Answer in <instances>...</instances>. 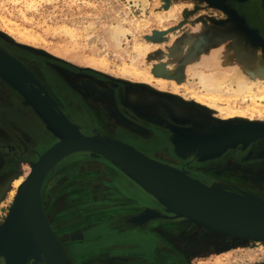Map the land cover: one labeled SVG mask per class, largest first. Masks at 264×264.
Masks as SVG:
<instances>
[{"label":"rangeland","instance_id":"1","mask_svg":"<svg viewBox=\"0 0 264 264\" xmlns=\"http://www.w3.org/2000/svg\"><path fill=\"white\" fill-rule=\"evenodd\" d=\"M14 1L0 0L1 50L16 59L34 76L31 69L34 70L35 67L30 68L28 62L36 65L39 70H50L65 85H60L64 90L66 86H71L85 94L87 86L95 84L97 88L93 89H100L101 93L95 94L93 91L90 95L86 94L87 98L82 97L88 104L92 101L105 106L106 99L110 98L123 109L132 107V117L137 116L134 108H147L153 102L163 104L160 99L187 105L197 114L192 116L198 118L190 116L189 120L167 126L169 133L163 138L170 152L166 153L181 162H187L186 166L209 169L207 172L234 184L235 188L226 185L241 194L264 200V139L250 143L244 149L239 145L227 149L218 158L204 162H197L192 157L180 159L175 156L173 150L178 151L176 147L172 148L170 139L174 131L180 133L193 129L199 132L224 123L213 118L215 115L208 109L200 110L187 102L192 100V93L196 92V88L197 92L201 90L192 73L201 70L208 74L227 75L233 73L230 69L233 68L234 71V67L240 68L243 65L249 72L256 73L255 63L264 58V40L228 4L244 0H225L224 4L215 0H145L144 4L137 5L127 0H32L34 3L31 5H25L20 0ZM252 9L264 19V0H254ZM116 26L126 30L119 43L110 38L112 28ZM16 29L27 32L29 37L22 38ZM39 70L34 71L39 73ZM36 79L41 83L37 77ZM42 86L46 89L43 84ZM46 91L50 94L47 89ZM224 91L213 98L215 106L243 107L244 103H239L241 99ZM10 97H14L23 108L28 109L45 129L32 109L23 104L21 97L0 80V102L3 98ZM51 97L53 98L52 95ZM54 101L57 103L55 99ZM257 104L262 109V120L246 121L247 123L264 124V100ZM60 110L69 119L67 112L70 110ZM170 114L174 118L181 116ZM96 118L101 122L107 120L104 115ZM115 119L118 126L135 135H147L149 132L132 125L119 111ZM90 133L96 132L91 130ZM200 141L198 138L196 142ZM54 143L55 140L50 135L39 136V145L43 146L41 150ZM255 150L261 152H253ZM150 153L154 155L157 152ZM37 156L21 159L16 163L14 172L0 176V183L7 181L6 187L0 191V226L6 220L17 193V189L14 191L12 188V182L30 171ZM155 156L163 157L162 154ZM4 161L9 163L8 158H0V170ZM60 164L67 165L66 172L54 180L49 177L53 171L49 174L41 192V203L49 227L51 230L54 227L57 231L58 240L64 245L72 264H81V258L93 261L104 247L116 245L117 242L125 243L110 236L119 232V229L137 230L145 225L168 221L184 223L176 233H165L161 229L160 232L164 233L165 243H170L183 252L186 264H264V244L204 233L200 227L194 225L192 228L193 224L181 219H157L142 226L125 224V219L146 209L156 210L162 215H172L166 213L149 195L157 208H143L137 213L125 212L140 209L141 202H149L146 198L148 196L102 158H92L87 153H80L67 157L56 167ZM108 170L111 175H118L119 172L126 178L124 183L128 184V188L121 193L140 197V204L135 202L118 206L115 208L116 212L111 208L100 209L102 204L116 202L107 200L105 203L101 200L107 181L111 179ZM182 171L187 174V171ZM212 184L219 183L212 182L207 186ZM175 228V225L170 227L172 230ZM206 236L211 240L208 243L209 250L203 248ZM135 238L132 233L127 241H135ZM160 240L158 242H164ZM142 247L149 248V243H143Z\"/></svg>","mask_w":264,"mask_h":264},{"label":"water","instance_id":"2","mask_svg":"<svg viewBox=\"0 0 264 264\" xmlns=\"http://www.w3.org/2000/svg\"><path fill=\"white\" fill-rule=\"evenodd\" d=\"M215 1L224 4L225 0ZM0 80L21 97L23 104L32 109L45 129L56 139L55 144L42 154L34 167L33 163L32 173L17 190L9 214L0 226L1 264H42V250L51 253L57 264H71L50 230L39 200L41 184L51 166L68 152L86 151L92 158L104 159L134 181L166 213L172 215H162L156 210L146 209L143 214H150L145 221L147 223L157 219L191 222L190 217L223 231L221 235L240 240L244 239L237 235L254 237L250 241L264 238V200L246 194H227L218 184L204 185L182 170L151 160L126 144H118L99 133L83 135L36 77L1 49ZM182 135L220 140V144L210 146L209 149L193 146L189 152L173 150L174 155L180 159L192 157L197 162H204L218 158L227 149L238 145L244 149L250 143L264 139V124H227L199 132L189 130ZM173 143L171 141L172 146ZM226 195L232 197L231 200L223 197ZM133 218L125 219L124 223L131 226L144 225L145 222L141 224Z\"/></svg>","mask_w":264,"mask_h":264},{"label":"flooded vegetation","instance_id":"3","mask_svg":"<svg viewBox=\"0 0 264 264\" xmlns=\"http://www.w3.org/2000/svg\"><path fill=\"white\" fill-rule=\"evenodd\" d=\"M253 1L254 0H244L243 2L234 1L228 4L230 8L235 10L239 16H242L246 20L248 26L256 30L259 37L264 40V22H262L261 14L253 11ZM27 65L30 68L35 67L39 70L36 65L30 64V62H28ZM31 70L57 101L59 107L66 112L67 109L70 110L67 112L69 119L79 126L82 134L89 135L91 130H95L96 133L103 136L133 146L152 159L168 164L179 170H185L191 178L206 185L212 182H218L219 184L225 183L233 187L235 186L225 179L216 177L214 174L207 172L209 169L193 168L191 165L186 166V164H188L187 162H181L166 153L170 152V150L166 148L163 138V136L169 133L167 126L189 120L190 116L195 115L187 105L169 100L176 109L181 110L185 114H181V116L177 118L171 116L165 105L161 103L157 104V102L148 104L147 108H134L137 116L132 117L130 111L133 109L130 106L123 109L117 103H113L110 98L106 99L105 106H101L99 103H92V101L91 104H88L86 100L82 98H87L88 96H86V94L90 95L88 91L84 94L80 90L76 91L71 86H66L64 90L60 86L63 85L62 81L54 76L53 72L50 70L43 68L41 69L42 71L39 70V73L33 69ZM3 99L4 100L0 102V158H8L9 163L3 162L4 166L0 170V176L6 175L8 172H14L16 163L21 159H29L37 156L38 153H40L39 150L43 147L39 145V136L48 135L39 121L29 113L28 109L23 108L14 97ZM160 100L162 101V99ZM118 111L124 115L132 125L148 130V134L138 136L124 127L118 126L117 120L115 119V116L118 115ZM98 115L107 116V120L105 122L99 121L96 118ZM138 115L140 117H138ZM150 152H159L163 157L159 158L155 156L156 154L152 155ZM253 152L261 151L255 150ZM107 166L108 165H106V168ZM66 167L67 165L60 164L53 170L51 176H49L50 179L54 180L55 177L66 172ZM108 174L111 179L107 181L108 185L104 188L105 193H103L101 200H104L105 203H107V200H114L116 202L113 204H102L100 209L111 208V210L114 209L113 212H116L115 208L118 206L131 205L135 202L140 204L142 201L140 197H136L133 194L121 193L128 188V184L124 183L126 178L123 175L119 174V172L118 175H111L109 170ZM53 182L54 181H51V183ZM51 194L53 195V192ZM112 197L115 198L112 199ZM146 198L149 202L144 204L141 202L142 207H140V209L125 212L137 213L143 208H157L149 196ZM51 213L54 215V212ZM117 225L119 226V223H117ZM172 225L176 226L174 230L170 229ZM182 225H184V223L168 221L145 225L142 229L137 230L129 231L126 228V230L124 228L119 229V232H115L110 236L115 240L119 239V242L125 243L118 244L117 242L118 245L113 244L106 246L99 252L95 260L85 261L81 258V264H186L183 258V252L170 243H165L163 240L165 239L164 233L160 232L161 229L165 233L173 234L179 231ZM192 228H194V225H192ZM52 229L57 235V231L54 227H52ZM190 231H192V229H190ZM132 233L135 234V241L128 242V236ZM160 239L164 242H158ZM205 239L203 248L209 250L210 247L208 243L211 240L207 236ZM143 243H149V248L142 247ZM111 255L114 256L112 257Z\"/></svg>","mask_w":264,"mask_h":264},{"label":"bare ground","instance_id":"4","mask_svg":"<svg viewBox=\"0 0 264 264\" xmlns=\"http://www.w3.org/2000/svg\"><path fill=\"white\" fill-rule=\"evenodd\" d=\"M20 1H23L25 3V5H31V4L34 3L32 0H30V1L29 0H20ZM127 1L134 3V5H137L138 3H141V4L142 3L143 4L145 3V0H127ZM262 20H264V19H262ZM16 30L18 31V33L19 32L21 33V34L19 33V35H21L22 38H24V39L26 38L27 39V37H29L28 36L29 34L27 32L19 31L18 29H16ZM125 33H126V30L125 29H123L121 26H116V27H113L112 28V30H111V37L110 38H112L113 41L119 43V39L121 37H124L125 36ZM8 35L10 36V33ZM31 37H33V36H31ZM32 39H34V38H32ZM185 46H186V44H185ZM218 55L220 56V54H218ZM219 56H217V57H219ZM221 56H222V53H221ZM217 57H215V59ZM217 61H219V60H217ZM221 62H222V60H221ZM196 64H198V63H196ZM191 66H192V64H191ZM236 68H238V67L236 66ZM236 68L234 67V71H233V68L230 69V70H232L233 73L232 74H227V75L226 74H219V73H209L208 74V73H205V72H203L201 70H197L194 73H192L197 78L198 81L197 80L196 81H197L198 85L200 86L201 90L197 92V88H196V92H193L192 93V100H189L187 102H190V104L193 107L197 108V109H200V110H203L202 108L208 109L210 112H212V114L215 115V116H213V118H215L216 120L223 121L224 123H226V124L219 123V124H217L218 127H220V125H227V124L236 126V125L242 124L243 122H246V121H248V122H255V121L258 122L259 121L260 122L262 120L261 119L262 109H260V107L258 106L257 103L258 102H261V100H264V58H261L260 60H258L255 63V72L256 73L249 72V70L244 65L241 66L240 68H238L237 70H235ZM34 70H36V68ZM93 87L97 88L95 84H92V86L91 85H88L86 89L88 90L89 93H93V91H95V94H97V93L100 94L101 93L100 92L101 91L100 89L99 90L98 89H95V88L93 89ZM225 88H227V89H225ZM224 90L232 93L234 95V96L232 95L233 97L236 96V98L238 97L239 99H241V101L239 100V103H241V102L244 103L243 104V107H237V106L236 107H233L230 104L229 105L232 106V107L227 106V107L222 108V107L215 106L216 104H214L213 98H215L216 96H218ZM162 103H163V105L166 106V108L169 110L170 113H172L174 115L175 114H180V115L183 114L184 115V113L181 110L176 109L175 106L168 99H165ZM192 118H198V116L197 117L196 116H192ZM203 125H198V127L203 126ZM217 125H215V127H217ZM187 131H189V129ZM190 131L193 132L194 130L193 129H190ZM183 132H185V131H183ZM183 132L181 131L179 133V132L174 131L173 132V135L170 137L171 141L174 142L172 148L174 149V147H176V150L178 152H180V153L189 152L188 150L191 147H193V146L194 147L195 146L196 147L203 146L206 149H209L210 146H213V145L216 146V145H218V144L221 143L220 140H215V139L210 138V137L199 138V139H201V141L198 143V142H196L197 141V138L196 137L189 136V135H182ZM92 134H95V133H90L89 135H85V136H90ZM109 139L114 140V141H117L118 144L121 143V145H124V146L126 144V143H123V142H121L119 140H115V139H112V138H109ZM126 146H129L130 148H133L134 150L138 151L137 149H135L131 145L126 144ZM46 149L41 154L38 153L37 159L34 162L33 167L36 165V163L38 162V159L42 156V154H44L48 150V149L47 150ZM174 151H175V149H174ZM138 152H140V151H138ZM80 153H89V152H86V151L68 152V153L64 154L63 156H61L60 158H58L54 162V164L51 166V168H50L49 172L47 173V175L45 176V178H44V180H43V182L41 184L40 190H39V200H40V204L41 205H42V203H41V200H42L41 199L42 198L41 192H42V189H43V185H44L47 177L49 176V174L64 159H66L67 157H70L72 155L80 154ZM140 153L143 154L144 156H146L147 158L151 159V160L157 161V160L152 159L151 157L147 156L146 154H144L142 152H140ZM155 154L156 155H160L159 152H157ZM105 157H107V156H105ZM107 158L110 159V160H114V161L118 162L117 160L112 159L110 157H107ZM157 162H160V161H157ZM160 163H162V162H160ZM110 166H111V168L113 167L114 169L118 170L114 166H112V165H110ZM33 167H32V169H30V171H28L26 173L25 176H21V177L17 178L16 180H14L12 182V188L14 189V191L16 189L18 190L26 182L27 178H29L30 174L32 173ZM170 167H172V166H170ZM172 168H175V167H172ZM175 169H177V168H175ZM128 179L130 181H132L130 178H128ZM132 182L134 183V181H132ZM6 185H7V181L6 182L4 181V182L0 183V191H2L6 187ZM218 187L221 188L223 190V192H225L227 194H230V195H233V194H235V195L241 194L238 191H236L235 189L231 188L230 186H228V185H226L224 183L218 184ZM138 188H140V187H138ZM184 192L186 194H189L187 189H184ZM13 196H14V194H13ZM223 197L224 198H227L229 200H231L230 198H232V197H228V195L223 196ZM41 210H43L42 206H41ZM42 213H43V211H42ZM43 216H44V218H45V220L47 222V219H46V216L44 215V213H43ZM131 217H134L133 220H135L136 222H139V223L142 224V223H144L150 217V214L149 213L143 214V212L142 213L140 212V214L134 215V216H131ZM123 219H125V218H123ZM189 219L192 220L190 222L191 224L200 227L204 233H209L211 235L223 233V231H220V230H218V229H216V228H214V227H212V226H210V225H208L206 223H203V222H201L199 220H196V219H193V218H190V217H189ZM120 222H123V221H120ZM149 222H151V221H149ZM144 224H147V222H145ZM50 230H51V228H50ZM53 234H54L55 238L58 240L57 235L54 232H53ZM237 236L239 238H242V239L247 240V241H250V240H252V238H254V237L245 236V235H237ZM256 240H257L258 243L264 244V238H257ZM59 243L61 244L60 241H59ZM61 247H62V249L64 251L65 256L67 257L66 251H65V249H64V247H63L62 244H61ZM143 251H145V250H143ZM144 255H145V253H144ZM67 259L72 264L71 260L68 257H67ZM40 260H41L42 264H57L56 261H55V259L51 255V253H49L46 250H42L41 251Z\"/></svg>","mask_w":264,"mask_h":264},{"label":"crops","instance_id":"5","mask_svg":"<svg viewBox=\"0 0 264 264\" xmlns=\"http://www.w3.org/2000/svg\"><path fill=\"white\" fill-rule=\"evenodd\" d=\"M46 133L48 134V135H50L54 140H55V142H56V139L46 130ZM42 149V148H41ZM39 150V151H41V152H43L44 150Z\"/></svg>","mask_w":264,"mask_h":264}]
</instances>
